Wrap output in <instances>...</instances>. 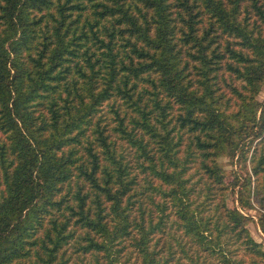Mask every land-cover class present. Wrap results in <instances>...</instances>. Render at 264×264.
<instances>
[{
  "label": "trees",
  "instance_id": "16d2710c",
  "mask_svg": "<svg viewBox=\"0 0 264 264\" xmlns=\"http://www.w3.org/2000/svg\"><path fill=\"white\" fill-rule=\"evenodd\" d=\"M263 82L264 0H0V264H264Z\"/></svg>",
  "mask_w": 264,
  "mask_h": 264
},
{
  "label": "rangeland",
  "instance_id": "374dc122",
  "mask_svg": "<svg viewBox=\"0 0 264 264\" xmlns=\"http://www.w3.org/2000/svg\"><path fill=\"white\" fill-rule=\"evenodd\" d=\"M255 98L258 100L264 99V82L260 86L259 91L256 93ZM235 108H237V104H235ZM237 158H238L237 153L235 154V156H232L231 154H228V153H224L219 157L221 165L223 166L226 172L227 182H230V180L233 178L236 172V169L240 167V163L237 161ZM248 164H249V161H248ZM251 185L252 187L255 186L254 177H253ZM238 187L239 186L236 187L235 193L234 192L229 193V201L231 203L238 204V201L236 200ZM252 202L254 206L251 207L250 209L245 210L247 213L251 214L254 217V219L249 222V228L253 236L264 244V232L259 224V216H260L261 211H264V208H261L258 201L254 198V195H252Z\"/></svg>",
  "mask_w": 264,
  "mask_h": 264
}]
</instances>
